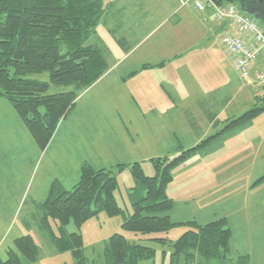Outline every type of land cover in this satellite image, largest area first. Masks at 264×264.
I'll list each match as a JSON object with an SVG mask.
<instances>
[{
    "label": "rangeland",
    "instance_id": "obj_1",
    "mask_svg": "<svg viewBox=\"0 0 264 264\" xmlns=\"http://www.w3.org/2000/svg\"><path fill=\"white\" fill-rule=\"evenodd\" d=\"M147 2L151 4V0H147ZM164 4L165 1L164 3H156L157 23L161 19L163 11L166 10ZM121 5L128 11L136 3L132 0H121ZM237 7L239 6L237 5ZM114 25V23L102 24L98 27L97 33L87 41V44L98 46L105 52L108 56L109 66L112 68L117 62H121L116 60L121 55L123 56L124 51V49L118 48L119 46L115 41V38L118 40L119 37L113 31ZM147 28L146 31L142 32V36L147 33L151 34V23ZM149 43L151 41L147 44ZM61 49L64 51L63 46ZM225 56L228 57L227 54ZM187 60L192 61L194 73L202 87L213 84L211 88H217L222 84L223 75L220 71L210 72L206 70L208 67L203 66L202 59H193L192 56H189ZM133 62L126 61L118 71ZM199 71H202L203 75L206 74L207 77L200 75ZM229 72H233L232 68ZM154 73L151 72V76L147 78L145 76L134 77L133 80L130 78L124 89L127 91L133 89L142 91L145 95V105H151V101H154L155 111H158L161 109L154 84L157 79L176 78V74L173 70L168 71L166 74L161 72L156 75ZM219 76L222 77L217 78ZM28 78L40 82H49L48 73L34 74ZM234 79L239 87V78L236 74H234ZM200 80L202 83H200ZM150 84L151 90H149ZM104 87L106 88V86ZM115 87L121 89L119 86L115 85ZM66 90L68 89L52 85L48 94ZM109 95L110 93L100 87L88 92L82 100H80L81 98L77 99L76 103L80 101L77 104L76 111L84 109L88 116L83 118L79 115L78 123L75 121L77 126L69 125V119L64 123L65 119L62 122L64 128L69 134L75 135L76 133L77 137L83 139L79 132L83 131L84 128L79 126L87 120L90 119L94 126L104 125L106 129L109 126L107 134L106 129L92 130L89 133L96 150L91 154L98 153L102 144L115 147L116 143H121L130 153V158L139 160L138 162H140L145 175L148 177L156 175L152 159L165 157L173 159L182 150L187 151L200 145L208 138H205L207 133L214 132L208 129L207 126H203L200 131H195L196 133L189 130L188 135L183 138L180 145H170L169 130L166 128L156 126L157 130L165 135L151 134V129L154 128L153 125L157 122L159 116L162 119L165 118L162 121L165 122L171 115H177L178 110L173 108L171 111H166L159 116L155 115L153 117L152 114L147 116V120L150 118L151 121H142V117L134 116L130 121L119 124L121 139L116 141L115 136L112 134L116 132L118 116L113 110L115 105L121 102V99H117L116 102L115 98H111ZM6 101L0 98V260H6L7 251L14 248L15 239L29 235L32 236L39 248V257L32 264H76L72 252H59L52 244L49 232L44 227V221L42 220L44 216L42 204L48 197L52 183L56 180L61 185L63 184L62 186L66 190H72L78 183L77 178L79 177H77V174L80 171V163L76 162L73 157L67 158L65 150L59 145L58 141L51 150L41 153L30 134L21 124L22 122L18 121L19 117L16 118L17 114L12 105ZM248 102L247 98H241L242 104L239 105L240 107H233V111L230 109L222 111L220 119L244 112L251 106L247 104ZM239 103L240 101H238ZM165 109L167 110V103L163 110ZM40 110L44 112L43 108ZM72 117L71 119H73ZM127 131L133 135H135V132L141 134L140 137H137V140L130 137L126 140L123 133ZM154 132H156V129H154ZM202 136L205 139H200ZM60 137L64 141L62 136ZM70 140H72V137H70ZM76 147L80 148L78 145ZM105 147L102 146L101 149L103 148L105 151ZM54 149H56L55 152H53ZM165 153L169 155H164ZM92 160L93 163L90 164H94L95 168H99L101 164L110 166L109 161H103L102 163L95 161L94 155ZM62 162L69 163V169H64L65 164L62 168H54L55 163L61 164ZM113 170L119 184L114 196L123 211L122 214L111 218L105 213H100L97 217L85 222L81 227H76L72 223L67 226V233L81 235L84 256L88 264H108V242L110 237L115 234H122L132 242H137L155 250V256L151 260L143 261L140 264H239L238 258L242 256L249 257V264H264V182L253 187V184L264 175V114L251 123L234 130L229 136L216 140L203 151L194 154L187 162L172 170L174 180L167 187V194H171L176 200L190 201L187 205L176 201L178 203H175L174 212L170 213L173 214V221L183 223L196 221L201 225H205L221 218L227 219L226 228H229L232 233L228 251V259H231V262L205 259L200 256L190 261H186L184 257L178 261L173 260L174 249L171 244L190 230L187 225H178L168 232L145 236H136L133 233L124 231L122 228L124 222L133 214L131 198L136 200L141 193L133 194L135 191L130 190L136 184L128 167L121 172ZM260 189H262L261 193H259ZM258 193L259 195H257ZM50 224L53 231L60 236L58 223L50 220ZM157 238L167 239L169 242L166 245H161L150 240ZM22 262L23 264H30L25 259H22Z\"/></svg>",
    "mask_w": 264,
    "mask_h": 264
},
{
    "label": "trees",
    "instance_id": "obj_2",
    "mask_svg": "<svg viewBox=\"0 0 264 264\" xmlns=\"http://www.w3.org/2000/svg\"><path fill=\"white\" fill-rule=\"evenodd\" d=\"M225 3L223 0H215ZM264 1V0H263ZM107 0H0V98L12 105L20 121L37 147L44 151L60 124L76 106L80 94L91 88L110 69L108 56L98 46L87 44L110 13ZM264 19V15H263ZM64 47L62 51L61 47ZM49 74V82L28 77ZM68 90L48 94L50 87ZM41 108L44 112H41ZM264 112V103L254 104L240 117L230 120L222 130L173 159H152L156 175H145L140 162L117 164L110 168H95L83 163L78 183L66 190L58 181L52 183L42 204L44 227L59 252H72L76 264H88L83 251V239L78 233H67L71 223L81 227L88 220L105 213L113 218L122 214L114 193L119 187L114 170L128 167L136 186L130 190L141 193L131 198L133 214L124 222L126 232L151 235L168 232L175 226L187 225L190 230L171 245L172 258L190 261L198 256L229 261L231 230L227 219L221 218L201 225L196 221L175 222L170 213L175 202L167 194L173 182L172 170L187 162L226 133L251 122ZM264 182L261 176L253 187ZM50 220L58 223V236ZM166 245L167 239H150ZM155 256V250L115 234L108 242V264H140ZM39 257V248L32 236L14 240L0 264H32ZM239 264H249V257L238 258Z\"/></svg>",
    "mask_w": 264,
    "mask_h": 264
},
{
    "label": "crops",
    "instance_id": "obj_3",
    "mask_svg": "<svg viewBox=\"0 0 264 264\" xmlns=\"http://www.w3.org/2000/svg\"><path fill=\"white\" fill-rule=\"evenodd\" d=\"M132 1L135 2L136 5L133 6L131 10L126 11L125 7L121 5V0H107L111 5V9L109 17L104 23L115 24L113 31L116 33V36L119 37L118 40L115 38V41L119 46L118 48L124 49V51L122 50L123 56L121 55V57L116 60L121 62H117L114 65L115 68L110 66L109 71L97 83L78 97V99L81 98L80 100H82L88 92L101 87L104 88V91L110 93L109 96L115 98L116 102L117 99H121V102L115 105L116 109L114 108L113 110L118 116V123L115 128L116 132L112 134L115 136L116 141L121 139V134L119 132L121 123L130 121L134 116L138 118L142 117V121H151L150 118L147 120V116L151 114L153 117H155V115L159 116L175 108L178 110L176 116L171 115L165 122H162L165 118L162 119L161 116H159L158 120L156 119L157 122L153 125L154 128L151 129V134L165 135L160 133L156 126L162 127L163 129L166 128L169 130L168 137L171 139L170 145H180L183 138L188 135L189 130L192 132L200 131L203 126H207L208 129L214 132L207 133L205 138L213 136L222 130L230 120L240 117L254 104L264 103V84L258 79L259 75L264 74V55H260L253 62L249 72V79H242L233 66L230 56L224 51L221 45V37L225 33L233 35L238 34L237 31L232 28L228 20L220 23L214 18L212 10L200 13L195 10L191 2L184 6L179 0H151V4H148L147 0ZM164 1L166 10L163 11L162 17L157 23L156 3H164ZM150 23L151 34L147 33L143 35V37L142 32L148 29L147 27ZM141 37L143 38L140 39ZM242 38L247 45L252 46L253 41L251 37L244 34ZM150 41L151 43L147 44ZM225 54L228 55L227 58ZM189 56H192L193 59H202L203 66L208 67L206 70L210 72L220 71L223 75L222 84L217 88H211L213 84L202 87L194 73L195 70L192 61L187 60ZM126 61L134 62L131 65H126L121 71H118ZM230 68H232L233 72H229ZM170 70L175 71L176 78L166 77L157 79L154 84L159 96L158 103L161 110L155 111L154 101H151V105H145V95L142 91L137 89L127 91L124 89L130 78L132 79L140 76H145V78H147L151 76V72H155L154 74L157 75L161 72L162 74H166ZM233 73L239 78V87L238 84L236 85L237 82L234 79ZM199 74L203 75V72L199 71ZM200 75H198V77H200ZM203 77H207V75L205 74ZM221 77L222 76H219L217 78ZM200 83H202L201 80ZM115 85L121 87V89H116ZM104 86H106V88ZM149 90H151V84ZM243 97L248 99L249 102L247 104L251 105L250 108L240 114H233L221 120L220 115L223 113L222 111H227L229 109L233 111V107H240L239 105L242 104L241 98ZM238 101H240L239 104ZM78 102L69 113L64 123L69 119V125L77 126L76 122L78 123L80 116L83 118L88 116L84 109L76 111ZM166 103L167 110H163ZM145 107H147V109H145ZM262 114H264V112ZM71 116H73V119H71ZM16 118H18L17 115ZM18 121L21 123L20 119ZM152 121H154V119H152ZM64 123L60 125L49 146L44 151H41L37 147L41 153L51 150L56 141H58L59 145L65 150L67 158L73 157L76 162L80 163V168L83 163H93V155L97 162H110V166L101 164L99 168L112 167L117 164L130 165L139 161L137 158H130V153H128L121 143H116L115 147L102 144L100 145L98 153L91 154V152L96 150L95 145H93V139H91L89 133L92 130L106 129L104 125L94 126L90 119L87 120L79 126L84 128L83 131L79 132V134L83 136V139H80V137H77L76 133L75 135L69 134L64 128ZM108 128L109 126L107 129ZM107 129L105 131L106 134ZM154 129H156V132H154ZM232 133L233 131L226 133L221 138L227 137ZM68 134L69 139L67 138ZM140 134L139 132H135V135H133L127 131L123 133V136L126 140L128 137L137 140ZM60 136H62L64 141L61 140ZM196 136H198V134H196ZM70 137H72V140H70ZM203 138L204 136L200 139ZM76 145L80 148H77ZM102 146H106L105 151L103 148L101 149ZM55 151L56 149L53 150V152ZM164 155L169 154L165 153ZM64 164V169H69V163L67 162H62L61 164L55 163L54 168H62ZM91 165L96 167L94 164ZM79 176L80 171L77 174V177ZM77 179L79 180V178ZM261 190L262 189H260L259 193H261ZM259 193L257 195H259ZM169 195L168 196L172 198L175 203H178L176 201H180L187 205L190 202L189 200H176L171 194ZM170 216L172 218L173 214H170Z\"/></svg>",
    "mask_w": 264,
    "mask_h": 264
},
{
    "label": "built area",
    "instance_id": "obj_4",
    "mask_svg": "<svg viewBox=\"0 0 264 264\" xmlns=\"http://www.w3.org/2000/svg\"><path fill=\"white\" fill-rule=\"evenodd\" d=\"M182 5L192 3L196 11L205 13L212 10L218 22L228 20L237 35L225 33L221 37V45L230 56L233 66L244 80L249 79L253 62L264 55V24L254 17L242 12L236 4L218 3L215 0H179ZM252 38V46L247 45L242 35ZM264 84V74L258 76Z\"/></svg>",
    "mask_w": 264,
    "mask_h": 264
},
{
    "label": "water",
    "instance_id": "obj_5",
    "mask_svg": "<svg viewBox=\"0 0 264 264\" xmlns=\"http://www.w3.org/2000/svg\"><path fill=\"white\" fill-rule=\"evenodd\" d=\"M226 3L229 4H237L240 7V10L252 17H254L256 20H259L261 23L264 24V19L261 16L260 13H257V11L253 8V5L251 1L254 0H223ZM255 2V1H254ZM260 4H263V0H259Z\"/></svg>",
    "mask_w": 264,
    "mask_h": 264
},
{
    "label": "flooded vegetation",
    "instance_id": "obj_6",
    "mask_svg": "<svg viewBox=\"0 0 264 264\" xmlns=\"http://www.w3.org/2000/svg\"><path fill=\"white\" fill-rule=\"evenodd\" d=\"M254 1H251L252 4H254L253 8L257 11V13H260L261 16L263 17V15H264V3L260 4L259 0H254Z\"/></svg>",
    "mask_w": 264,
    "mask_h": 264
}]
</instances>
